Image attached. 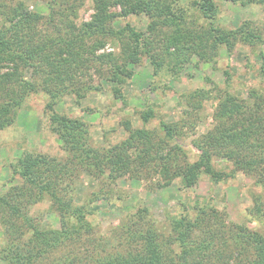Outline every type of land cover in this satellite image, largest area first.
Returning a JSON list of instances; mask_svg holds the SVG:
<instances>
[{
    "label": "trees",
    "instance_id": "trees-1",
    "mask_svg": "<svg viewBox=\"0 0 264 264\" xmlns=\"http://www.w3.org/2000/svg\"><path fill=\"white\" fill-rule=\"evenodd\" d=\"M84 1L43 0L47 14L42 15L26 0H0V131L14 125L27 97L42 92L47 102L40 130L56 135L64 154L23 156L8 164L14 184L0 188V262L264 264V235L229 221L210 202L180 203L177 213L165 211L162 221L148 207H136L105 234L89 220L96 202L123 200L116 187L124 177L145 180L155 189L177 183L182 192L202 174L218 183L240 172L264 190L263 92L251 89L239 99L221 90L212 97L211 90L195 89L187 96L188 117L150 129L123 121L126 137L103 148L90 144L88 123L54 112L64 96H74L77 103L84 99L93 76L108 81L122 99L118 87L130 77L129 66L145 59L154 78H177L193 59L195 65H215L222 49L232 54L237 43L264 45L259 28L251 22L220 27L212 14L215 0H87L93 12L77 25ZM223 1L264 7V0ZM139 16L147 19L144 31L127 22L115 26ZM209 100L216 102L214 123L192 140L196 153L190 160L174 135L185 134ZM136 114L143 125L154 118L152 108ZM217 161L230 164L231 171L217 170ZM83 175L96 188L79 199ZM44 203L46 209L39 210ZM46 212L57 215V227L43 223ZM249 213L264 222V197L254 198Z\"/></svg>",
    "mask_w": 264,
    "mask_h": 264
},
{
    "label": "rangeland",
    "instance_id": "rangeland-1",
    "mask_svg": "<svg viewBox=\"0 0 264 264\" xmlns=\"http://www.w3.org/2000/svg\"><path fill=\"white\" fill-rule=\"evenodd\" d=\"M26 3L31 11L47 14L43 0H26ZM214 4L212 14L215 23L220 27L234 29L245 22H251L259 28L264 37V7L259 5L242 7L223 0H215ZM92 12L89 1H84L74 22L78 25L89 20ZM126 22L144 31L147 19L144 16L129 17L123 22L117 21L115 26L120 27ZM200 23L204 24L202 20ZM106 48L107 51L111 50L109 46L105 47V50ZM218 57L215 65L206 63L195 65L193 59V63L177 78H171L167 74L154 78L148 61L144 59L139 66L128 67L130 77L124 79L125 82L118 87L121 88L122 99L114 96L108 81L93 76L92 90L86 93L84 99L77 103L74 96H64L54 105V112L88 123L90 144L103 148L114 145L126 137L123 121H129L133 128L150 129L159 127L160 122L174 123L188 117L191 110L187 96L195 89L211 90L212 97L221 90L239 99H246L251 89H258L264 93V45L251 47L237 43L232 54H227L222 49ZM27 77L29 72H26ZM46 102L47 97L42 92L30 95L18 110L14 125L0 131L1 189L14 184L10 182L8 164L15 163L23 156L47 155L61 158L64 155L59 148L56 135L40 130L39 125L44 121ZM202 104L203 108L198 114L200 120H191L192 127L184 129L185 134L174 135L176 141L187 151L190 160L195 159L196 153L191 146L192 140L210 131L214 123L211 115L216 102L209 100ZM147 108L154 110V118L143 125L136 113ZM214 166L223 172H230L232 169L230 164L223 161H217ZM77 185L79 199L86 198V195L96 188V184L86 175L79 179ZM178 186L179 184L175 183L162 189H155L145 180H129L124 177L117 181L116 187L123 192V200L96 202V211L89 220L101 234H105L109 228L118 226L125 214L136 207H148L152 215L162 221L165 211L175 214L180 203L191 206L198 200L210 202L216 209L224 210L229 221L264 235L262 218L257 215L251 216L249 213L254 207V198L257 195L264 197V190L253 185L242 173L238 172L218 183L210 181L202 174L193 188L180 192ZM46 204L38 206V209L45 210ZM41 219L43 223L57 227V215L46 212Z\"/></svg>",
    "mask_w": 264,
    "mask_h": 264
}]
</instances>
